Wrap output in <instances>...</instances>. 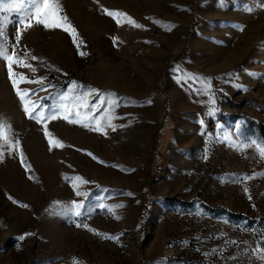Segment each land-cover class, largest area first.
I'll use <instances>...</instances> for the list:
<instances>
[{
	"label": "rangeland",
	"instance_id": "1",
	"mask_svg": "<svg viewBox=\"0 0 264 264\" xmlns=\"http://www.w3.org/2000/svg\"><path fill=\"white\" fill-rule=\"evenodd\" d=\"M57 3L80 48L0 13L29 104L82 120L29 118L0 57V264H264V0Z\"/></svg>",
	"mask_w": 264,
	"mask_h": 264
},
{
	"label": "snow or ice",
	"instance_id": "2",
	"mask_svg": "<svg viewBox=\"0 0 264 264\" xmlns=\"http://www.w3.org/2000/svg\"><path fill=\"white\" fill-rule=\"evenodd\" d=\"M103 10L110 17L118 18L120 16H127V13H122L118 10L113 11L107 8ZM4 12H19L21 14L20 24L23 25L25 28L33 27V21H35V24L41 25L46 29L47 28H61L65 32L72 34L74 43H76L78 39V33L75 27L72 26L70 22H68L66 16L60 15V9H59L57 0H0V13H4ZM128 19L131 21L133 25L137 27L140 26V25H136V22L131 17H129ZM117 22L119 23V20H117ZM4 37H5L4 31L2 28H0V39H3ZM20 39H21V30L18 29L16 37H15L17 44L20 42ZM76 46L77 48H80V43H76ZM80 54L84 55L83 52H80ZM0 57H2L7 62L9 77L12 79L13 86L14 88H16L17 95L19 96L20 100L23 102L24 110L27 114H29V118L37 119L38 122L44 123L48 119H57L63 112V113H66L65 115H63V118L65 120H68L70 123H74V124L82 123V120L80 119L81 114L79 111V107H80L79 102H77V104L73 106L77 110L74 113L75 118H71L73 113L68 105L69 98L67 94L60 95V102L57 106L54 107L51 115L48 114L47 106L44 105L42 99L38 103L33 101L32 104H29L28 100L26 99V97H28L29 95V90L27 89L22 90L19 87H17L18 82L28 81L29 78L24 73H19L18 74L19 81L15 79V77L17 76V73L13 71V64L20 65L21 67H24V68H31L33 72H35L36 69L30 63H28L24 58L18 56L15 52L14 47L12 51L9 52L6 48H4L2 44H0ZM31 59L36 60L37 57L31 56ZM39 79L43 81L45 78L40 77ZM72 85L76 86L77 82L73 81ZM44 90L45 89L42 87L41 91H44ZM69 91H72L71 87ZM93 91H95L97 94L96 99L101 102L100 108H95L91 102H89L87 105L88 114L92 115L93 119H95V112L101 111L104 107V104H103L102 98L100 97L99 90L89 89V93ZM201 123H203V121H201ZM84 126L89 127V123H84ZM94 130L96 131L103 130L100 121L96 122V128ZM45 135L48 137H50L51 135L47 131V129H45ZM0 139H6L5 125L2 122H0ZM18 143L19 142L16 141L15 144H10L9 148L10 149L14 148L16 144ZM53 143H55L57 146H63L59 140L53 141L50 138L49 144L52 145ZM252 143H256V142L253 141ZM259 147H260L261 154L264 155V145H260ZM89 155H92V154L89 153ZM93 158L95 159V157ZM81 179L82 177H79V176L76 177V180H81ZM84 183H89V181L85 180ZM73 187H76V185L74 184ZM76 195L80 196L83 194L77 191ZM129 195H131V193H129ZM9 198L11 199V197ZM71 204L73 207L66 209V214H71L72 216H75V217L81 216L83 214L82 212L83 202L74 200L71 202ZM22 206L27 207V205H22ZM96 207L103 209L105 208V205L103 203H98ZM112 207H116V206H112ZM77 226L79 227L80 225L77 224ZM84 227L87 228L88 225L85 224ZM93 231L95 232L96 230H93ZM106 238L114 239V237H106ZM21 239H23V237H21ZM260 250L261 252H264V245L260 246Z\"/></svg>",
	"mask_w": 264,
	"mask_h": 264
},
{
	"label": "trees",
	"instance_id": "3",
	"mask_svg": "<svg viewBox=\"0 0 264 264\" xmlns=\"http://www.w3.org/2000/svg\"><path fill=\"white\" fill-rule=\"evenodd\" d=\"M263 134H264V131H263Z\"/></svg>",
	"mask_w": 264,
	"mask_h": 264
}]
</instances>
